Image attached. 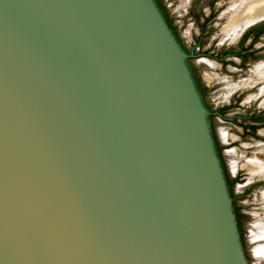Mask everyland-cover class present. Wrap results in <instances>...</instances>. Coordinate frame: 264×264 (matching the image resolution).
<instances>
[{
  "label": "water",
  "instance_id": "95a60500",
  "mask_svg": "<svg viewBox=\"0 0 264 264\" xmlns=\"http://www.w3.org/2000/svg\"><path fill=\"white\" fill-rule=\"evenodd\" d=\"M0 264H260L173 0H0Z\"/></svg>",
  "mask_w": 264,
  "mask_h": 264
},
{
  "label": "flooded vegetation",
  "instance_id": "af4514ba",
  "mask_svg": "<svg viewBox=\"0 0 264 264\" xmlns=\"http://www.w3.org/2000/svg\"><path fill=\"white\" fill-rule=\"evenodd\" d=\"M196 1L197 0H189V6L186 12L191 23L189 41L195 56L212 59L222 71H226L230 68L234 72H240L248 67L251 68L249 71L250 82L246 81L243 85H238L235 89L233 88L232 91H234V93H232V95H230L231 92H226L228 95L225 101L217 107L222 122L232 127H240L243 135L247 134L251 137L259 136L258 132L264 129V80L260 81V77H257L255 72L258 68L264 67V62H261L264 61V22L252 27L247 26L248 28L245 27V29L243 28L238 32L224 33V28L229 22L227 16L229 17L231 14L228 11V6L226 11L218 13L220 14L218 20L222 21V23H220L221 28H219V40L221 43L218 45V49H216V51H213V49L212 51H206L207 53H204V51H202V53H197L200 52V49L203 50V42L209 34L210 24L215 19L217 10H215V0L207 1L204 4V8H202V6H197L195 3ZM228 4H230V0H228ZM210 81H212V83L214 82L212 79H210ZM210 81L208 80L207 84L209 89ZM258 87H260L262 91L259 90L258 94L249 96L247 101L244 100L243 102L246 91L248 92V90H251L253 92L257 90ZM247 102L254 108H252V111L247 113L246 116L239 117L237 120L226 117L229 111L243 106V104H247ZM249 108L251 109V107ZM262 137L264 138V135H262Z\"/></svg>",
  "mask_w": 264,
  "mask_h": 264
},
{
  "label": "rangeland",
  "instance_id": "374dc122",
  "mask_svg": "<svg viewBox=\"0 0 264 264\" xmlns=\"http://www.w3.org/2000/svg\"><path fill=\"white\" fill-rule=\"evenodd\" d=\"M207 1L209 0H197L195 3L197 6H202V8H204V4ZM173 2L189 39L191 23L186 13L189 6V0H184V2L183 0H173ZM231 2L232 0H230V4H228V0H215V10H217V15L210 24L209 34L206 36L202 45L203 50L200 49V52L197 53H202V51L207 53L208 51H212V49L213 51L218 49V45L221 43L219 40V28H221L220 23H222V21L218 20L220 18V14L218 13L226 11L228 6L230 9ZM229 12L231 13V11ZM196 58L198 63H201L199 66L202 70L205 80L207 81V84L208 80H214L213 83L212 81L209 82V90L216 107L225 101L228 95L226 92H231L230 95H232V93H234V91H232L233 88L235 89L238 85H243V83L246 81L250 82L249 71L251 68L249 67L247 69L241 70L240 72H234L230 68H228L226 71H222L217 63L210 58L201 56ZM259 90L260 87H258V89L254 90L253 92L251 90H248V92L246 91L243 102L244 100L247 101L249 96L258 94ZM248 102L247 104H243V106L229 111L226 117L237 120L239 117L246 116L247 113L252 111V108H254ZM249 107H251V109ZM224 127L226 130L249 222L251 229L253 230L255 225L257 226L259 223L264 224V177H254L252 174H250L247 165L250 164V162L264 161V155L260 153L264 146V138L262 137V135H264V129L258 132L259 136L251 137L247 134L243 135L240 127H232L229 124H224ZM262 248H264V245L261 247V249ZM260 264H264V258L262 259L260 257Z\"/></svg>",
  "mask_w": 264,
  "mask_h": 264
},
{
  "label": "bare ground",
  "instance_id": "6f19581e",
  "mask_svg": "<svg viewBox=\"0 0 264 264\" xmlns=\"http://www.w3.org/2000/svg\"><path fill=\"white\" fill-rule=\"evenodd\" d=\"M228 11H231V14L229 17L227 16L229 22L224 28V33L238 32L243 28L245 29V27L247 26L249 27L250 24L258 21L259 19L264 18V0H232L231 7ZM255 74L257 75V77H260V81L264 80V67H260V69L258 68ZM260 90L262 91V89ZM260 153L264 155V148L261 149ZM247 167L249 168L250 174H252L254 177H264V161L250 162ZM252 233L259 260L260 257L263 259L264 250L262 249L264 248L261 249V247L264 245V224L259 223V225H255Z\"/></svg>",
  "mask_w": 264,
  "mask_h": 264
}]
</instances>
